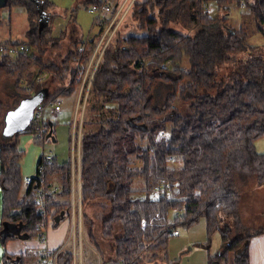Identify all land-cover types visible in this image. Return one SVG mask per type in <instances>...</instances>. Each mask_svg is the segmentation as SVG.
<instances>
[{"label": "trees", "instance_id": "1", "mask_svg": "<svg viewBox=\"0 0 264 264\" xmlns=\"http://www.w3.org/2000/svg\"><path fill=\"white\" fill-rule=\"evenodd\" d=\"M12 1L26 9L29 22L27 38L14 43L27 44L32 52L0 56V84L15 81L11 88L17 102L12 108L41 90L48 98L72 93L76 81L66 91L51 89L56 82L61 87L76 78L77 62L88 64L96 42L79 54V38L57 61L49 56L56 46L45 36L47 24L42 23L38 0ZM211 2L218 6L215 16L207 9ZM230 5L247 8L255 30L264 36V0H135L101 57L88 99L95 114L89 124L97 130L82 135L80 173L83 225L98 250L84 208L99 198L110 204L103 234L116 240V253L104 264H145L143 255L150 251L156 260L157 252L167 256L173 232L202 219L209 236L221 233L225 247L209 264H228L231 251L236 254L234 263H248V245L257 233L244 235L241 182L253 177L264 187V153L256 149V142L264 138V46H252L245 28L228 26ZM132 25L147 29L148 35L120 36ZM185 58L188 68L181 67ZM32 67L45 68L50 76L35 83ZM224 69L229 71L220 77ZM8 110V103L0 99L3 246L11 240H41L37 228L46 225L48 215L53 220L71 217L76 173L73 161L60 164L54 157L45 173L36 172L25 187L23 133L3 134ZM104 115L110 117L104 120ZM162 132L167 136L161 137ZM138 179L141 188H133ZM165 183L172 185L171 198L153 197L155 188ZM40 186L47 190V213L37 202ZM138 192L144 197H135ZM177 209L183 210L179 216L174 215ZM39 258L29 252H6L2 264H31ZM58 264H74L73 252L63 249Z\"/></svg>", "mask_w": 264, "mask_h": 264}, {"label": "rangeland", "instance_id": "2", "mask_svg": "<svg viewBox=\"0 0 264 264\" xmlns=\"http://www.w3.org/2000/svg\"><path fill=\"white\" fill-rule=\"evenodd\" d=\"M38 3L42 8V10H40L42 19H44L42 23L48 25L47 30L49 31L46 33L45 36L51 38V42H55L54 44L56 46L55 48H51L49 50V56H52L54 59H57V61L62 60L68 55V49H73L74 42L76 40H79V38L86 37L89 35L95 36L96 34L102 33L103 28L101 26V23L105 27V25L107 24V20H110V17H112L110 13L103 15L99 19L98 23V15L88 12V8L91 3L86 2L85 0H38ZM232 6L236 5H231L230 7ZM112 7L115 9L114 5H112ZM126 8L127 6L124 8V12H126ZM217 9L218 8L216 3L213 4L212 10L210 11L211 15H215ZM243 10H246V12L238 16V19L236 21L228 20V26L234 30H239L241 27L245 28V30H247L248 34L251 36V45L254 47H263V34L258 33L257 30H255V22L250 11L247 8H244ZM232 13L236 15V10L232 9ZM122 15H120V18L122 17ZM117 22L115 23V25H117ZM28 24L29 23L27 19L26 9L23 6L15 5L14 2L10 0L9 5L0 8V44L10 39L16 40L18 39V37L26 38V33L29 29ZM130 28L131 29L129 31H124V33H122L120 36H122L123 38H127L130 36L141 37L148 35L147 29L135 30L136 27H133V25L130 26ZM181 67H189L188 58L184 59ZM34 69L35 68L32 67L30 73L34 72ZM37 70L38 69L36 67L35 72ZM228 71L224 69L220 73V77L225 75ZM26 82L27 81H25V83ZM14 83V80L7 79L1 81L0 84V99L8 103L10 110L16 105L17 102V92H15L11 88V85L13 86ZM55 85L56 86H53L54 88L51 89V93H53V91L57 88H61V90L63 89L62 85L61 87H59V84H57V82L55 83ZM76 98V94L73 95V97L71 98L68 95H63L61 97L62 110L61 112L55 114L56 121L53 122L54 124H56L54 129L57 141H50L45 145L46 153L52 152L54 157L59 156L60 164H62L63 162H67L69 159V161H71V154L73 153L71 147L72 144L70 142V136L72 131V122L75 118ZM90 105L91 104L89 103H87L86 105L83 115L84 123L86 122L87 117L89 115ZM104 113H106V111H104ZM108 117H110V115H104L103 119L106 120ZM96 130L97 126L94 125V127H92L89 132H94ZM86 132L88 133V131H86V128H83L82 135L87 134ZM29 138L31 137L25 135L23 138L21 137L20 140L21 142L23 140V143L25 144ZM35 142L38 144L36 145V149L38 148L41 156L43 154V148L38 141ZM256 149L257 152L264 153V138H261L256 142ZM27 166H29L30 170L33 169V163H28L26 167ZM242 182V215L245 213L246 216H243L242 223L246 229L244 232V235H246L247 233H253L254 231L260 228L259 226L255 225L253 227L250 226L249 228H246V226L247 224H249L248 222L252 219L251 212H255L256 214V212L261 208V212L264 210V187L258 186L256 179L253 177L246 178ZM26 184L27 183L25 182V187ZM141 186L142 181L138 179L137 181H135L133 188L138 189L141 188ZM135 197L142 198L144 197V195L141 192H138L135 194ZM153 197H157L155 192L153 193ZM254 197L257 198L251 199ZM256 205H258V207H256ZM84 211L88 214L90 213V217L95 220V225L93 226L92 230L94 231L98 247L104 252L105 256L108 259L114 258L116 253V240L107 239L103 234V221L104 219H106V217L111 211L109 202L106 199L99 198L97 200L89 202L84 208ZM261 212L260 215H263V213ZM90 217L89 219H91ZM80 222L81 218H79L78 224H80ZM48 230L49 228L47 229V231ZM178 231H180V236L171 237L167 249V253L169 252L168 255L171 257H178L180 255L178 258H176L178 259L177 261L175 260V258L170 259L169 256L166 257L165 252L162 253L157 251L156 252L159 254V259L156 260L154 256V251H150L143 255V262H146L147 264H161L164 262V264H167L168 260H170L172 264H201L206 263L208 251L210 248L212 250L211 254L214 256L219 254L225 248L222 243V235L219 231L215 232L211 236L208 235L205 219H202L199 223L193 225L191 228L178 227ZM217 244H219L218 246H220L219 251H217ZM7 247V245L3 246L0 240V264H2L3 262L5 253L8 252ZM9 247H11V245H9ZM232 253L233 252L231 251V256H233Z\"/></svg>", "mask_w": 264, "mask_h": 264}, {"label": "crops", "instance_id": "3", "mask_svg": "<svg viewBox=\"0 0 264 264\" xmlns=\"http://www.w3.org/2000/svg\"><path fill=\"white\" fill-rule=\"evenodd\" d=\"M4 0H0V2H3ZM86 2L89 0H85ZM102 3L107 1V4H112L114 5V7L119 6V8L121 6H123L125 3L129 2L130 0H100ZM216 2H211L208 4L207 9L209 10V12L212 10L213 4H215ZM128 4V3H127ZM217 5V3H216ZM7 6L6 5H1L0 8H3ZM231 6V5H230ZM228 7L230 9V15L228 16V20H237L238 16H240L242 13H245L246 10H243L245 7H236V6H232V7ZM218 8V6H217ZM232 9L236 10V15H234L232 13ZM218 10V9H217ZM217 10L215 15L217 14ZM27 13V12H26ZM211 14V12H210ZM110 15V14H109ZM212 15V16H215ZM111 16V15H110ZM115 17V16H114ZM114 17H110V20H107V24L105 25H101L103 28L102 34L105 33L107 31V29L110 27ZM27 19H28V14H27ZM29 23V22H28ZM99 25V24H96ZM29 27V24H28ZM48 27V25H47ZM95 27V26H94ZM29 29L27 30L28 34ZM49 31V30H48ZM98 34H96L97 36ZM91 36V35H89ZM96 36H91V38L93 39H97ZM86 37H81V42L87 38ZM27 38V35H26ZM100 38V37H99ZM25 39V37H18V39L16 40H8V41H4L3 43H7V42H14L17 40H22ZM79 42L78 45L81 43ZM1 43V44H3ZM77 45V46H78ZM1 56V55H0ZM58 57V56H57ZM55 57V58H57ZM36 69V67H34ZM34 69V71H35ZM37 71L35 72V75H38L40 73L43 72V69L37 67ZM66 91V90H65ZM78 92H79V86L76 85V89L70 93L67 92L65 93V95H68L71 97H73V95L76 94L77 98L75 101V118L72 122V131H71V147H72V151L73 153L71 154V161H73V165H74V169L76 167V173H73V182H74V194H73V203L75 206V202L76 206H75V213H72L71 217H67V218H55V221L52 220L50 222H48V227L49 230L47 231L46 229V241L42 242L40 239H36V240H27V241H21V240H11L7 243V248H8V252L10 254H25L27 252L32 253V254H39L41 255L43 253V251H45L46 249L49 250H57L60 249L62 247H64V249H69L73 252V256H74V264H104V262L109 261L110 259H108L104 252L102 250H98L96 246H94V244L91 242V240L88 237V229H86L83 225V214H82V209H81V173H80V159H81V145L80 144H73L72 143V133L75 127V124L78 123V116H77V110H76V102L78 99ZM62 97V96H61ZM60 97V99H61ZM61 112V111H60ZM59 113V112H57ZM55 113V114H57ZM55 114H53V121H56L55 118ZM94 115L91 111L89 112V115L87 117V126L84 127V122H83V126H82V131L83 128H86V131H90L92 127H94V125L89 124L90 121H94ZM56 125V124H55ZM30 136L31 138L28 139V141L24 144L23 140L21 142L20 140V149L23 150L25 152V157L23 159V174L24 177H34L36 175L37 172V167L40 161V151L38 150V148L36 149V145H38L35 140L32 138V136L25 132L23 133V135L21 136L22 138L24 136ZM54 135V140L53 142L57 141V137H55V131L53 132ZM55 159H57L58 162L59 161V156H55ZM70 160V159H69ZM68 160V161H69ZM28 163H33V169L30 170L29 166L26 167V165H28ZM65 163V162H63ZM73 169V171H74ZM28 186V184H26V187ZM257 197L251 198V199H255ZM257 201V200H256ZM264 206V204H263ZM256 207H258V205H256ZM262 209V208H261ZM260 209V210H261ZM264 209V207H263ZM243 210V208H242ZM258 210V209H256ZM260 210H258L255 214V212H251V221H249L246 226V228H249L250 226H259L260 228L257 229L256 232L257 234L252 236V238L250 239L249 245H248V254H249V260L247 264H264V210L261 212ZM54 212V211H53ZM260 212L263 213V215H260ZM243 213V211H242ZM254 213V214H253ZM87 215L90 217L91 214L87 213ZM243 216H245V213L243 214ZM246 217V216H245ZM260 217V218H259ZM79 218H81V222L80 224H78V220ZM91 221H92V229L93 226L95 225V220L90 217ZM245 220V218H244ZM47 224V223H46ZM246 225V224H245ZM175 237H179L180 236V231L178 235H174ZM68 240V241H67ZM67 242V243H66ZM66 243V244H65ZM9 245H11V247H9ZM219 244H217V251L220 250V246H218ZM13 248V249H12ZM212 250L211 248L208 251V256H207V261L206 263H201V264H209L210 263V258L214 255L211 254ZM171 253V250H170ZM169 252L167 253V256ZM182 254V253H181ZM233 256H231L229 254L228 256V264H236L234 263V259H235V252L232 253ZM178 255V254H177ZM166 256V257H167ZM180 256V255H179ZM178 256V257H179ZM165 257V256H164ZM170 259H174L177 261L178 257H171L169 256ZM181 259V257H180ZM37 262V261H36ZM35 261H32L31 264H35ZM161 264H164L161 263ZM167 264H172V262L170 260H168Z\"/></svg>", "mask_w": 264, "mask_h": 264}, {"label": "built area", "instance_id": "4", "mask_svg": "<svg viewBox=\"0 0 264 264\" xmlns=\"http://www.w3.org/2000/svg\"><path fill=\"white\" fill-rule=\"evenodd\" d=\"M135 0H130L129 2L125 3L121 6L115 14V17L107 29L105 33L100 36L99 40L92 39L91 36L85 38L79 45H78V53L83 54L87 49H89L95 42L94 51L91 55V58L87 65L84 64L81 59L77 62V70L78 75L74 80H72L69 84L65 83L62 86V90H68L71 86L73 81H76L79 86L78 92V99L76 102V112L78 116V123L75 124L73 133H72V143L73 144H80L81 145V138H82V126H83V115L88 103V95L90 92L91 84L101 60V57L111 41L112 37L116 34L118 27L120 26L122 20L127 15L129 9L131 8L132 4ZM107 1L103 2L100 5L93 4L88 8L89 13L97 14V19L99 20L103 15L108 13L112 14L114 12V8L112 4H107ZM126 8V12H124V8ZM123 14V15H122ZM120 15L122 17L120 18ZM118 21V22H117ZM117 22V25L115 23ZM32 54L31 48L27 44H16L14 42H7L0 44V55H9V56H19V55H30ZM170 65V62L167 63V66ZM83 69V70H82ZM50 76V72L47 69H43V72L36 75L35 82L36 83H43L45 82L48 77ZM32 84L27 85V89L31 90ZM62 110V101L60 98H48L46 97L35 109L34 115L31 121V124L27 128L26 132L29 133L35 141H38L42 148L43 154L41 155L38 167H37V174L41 176L45 173L48 165L52 163L54 160V156L52 152L46 153L45 145L46 143L53 141L52 137L50 136L51 126L50 123L54 122L52 119V115L60 112ZM54 129V127H53ZM54 132V131H53ZM167 136L166 132L161 133V137ZM171 162H175V158L171 157L169 159ZM34 181L33 177H26L25 182L30 185ZM39 198L37 200L40 210L43 213H47V190L44 186H40L37 189ZM157 197H166L168 199L171 198L172 194V185L170 183L162 184L155 188L154 191ZM73 213H75V206H73ZM183 213L182 209H177L174 211V215L179 216ZM52 221V215L47 216V224L41 225L37 229L41 232V241H46V229L48 227V222ZM179 231L176 230L173 232V235H178ZM64 247L57 249V250H49L46 249L40 255L38 262L35 264H58V257L60 253L63 251Z\"/></svg>", "mask_w": 264, "mask_h": 264}, {"label": "water", "instance_id": "5", "mask_svg": "<svg viewBox=\"0 0 264 264\" xmlns=\"http://www.w3.org/2000/svg\"><path fill=\"white\" fill-rule=\"evenodd\" d=\"M8 0L0 2L1 5H6ZM47 97V91L41 90L31 97L23 98L19 104L11 110H8L5 116V126L3 134L7 137L13 136L16 133H25L31 124L36 107ZM50 136L54 140L53 123H50Z\"/></svg>", "mask_w": 264, "mask_h": 264}]
</instances>
